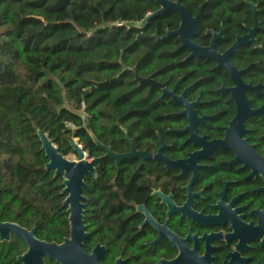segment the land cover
Returning <instances> with one entry per match:
<instances>
[{"label": "trees", "instance_id": "1", "mask_svg": "<svg viewBox=\"0 0 264 264\" xmlns=\"http://www.w3.org/2000/svg\"><path fill=\"white\" fill-rule=\"evenodd\" d=\"M166 1H180L192 17L202 7L193 41L206 47L211 37L205 33L222 30L215 46L220 53L254 26L243 0ZM247 1L257 9L260 48L242 47L230 61L239 70L258 64L257 81L264 82V0ZM158 10L153 0H0L1 222L35 229L47 243L69 237L62 179L45 170L36 130L63 157L73 154L69 143L75 139L89 157L101 155L87 130L114 153L128 149L121 128L130 139L156 142V132L164 135L161 106L170 103L139 84L133 69L142 79L153 76L168 88L177 84L204 102L220 103L223 93L211 95L230 86L228 77L212 63L189 59L177 37L163 39L179 27L175 12L151 18L142 29L129 26ZM105 166L113 169L99 166V177ZM25 250L14 238L0 243V264H20L16 259Z\"/></svg>", "mask_w": 264, "mask_h": 264}, {"label": "flooded vegetation", "instance_id": "2", "mask_svg": "<svg viewBox=\"0 0 264 264\" xmlns=\"http://www.w3.org/2000/svg\"><path fill=\"white\" fill-rule=\"evenodd\" d=\"M242 47L260 48L256 39L255 45H241L235 52ZM230 57L233 68L248 69L240 78L250 87L244 96L254 114L227 137L237 107L226 92L233 86L230 76L214 62L199 60L228 77L230 86L211 95L223 93L219 104L150 76L168 92L175 89L177 97L184 93L187 102H197L193 110L203 121L194 125L182 114L184 106L160 99L159 88L142 84L158 101L170 103L161 106L167 112L160 127L164 135L156 132V142L128 138L137 153L147 152L150 158L123 160L118 171L100 151L96 174L86 177L82 193L87 256L101 254L100 264H264V82L257 81L258 64L239 70ZM121 131L128 149L115 154H129L128 133ZM108 164L113 169L105 166L99 177V166Z\"/></svg>", "mask_w": 264, "mask_h": 264}, {"label": "water", "instance_id": "3", "mask_svg": "<svg viewBox=\"0 0 264 264\" xmlns=\"http://www.w3.org/2000/svg\"><path fill=\"white\" fill-rule=\"evenodd\" d=\"M159 7V10L146 17L143 21L136 25H129L135 29H142L147 22L156 16H159L165 12H175L180 19L179 27L174 32H166L163 39L169 37H177L180 42V49L186 50L189 53V59L208 60L217 65V69H223L232 80V88L227 89L226 92L230 94L232 100L237 107L236 117L232 120L229 128L226 129L225 136H229L231 131L241 128L244 118L254 114L250 110L249 103L247 102L244 92L250 87L245 86L241 80V75L248 71H238L233 68L229 63V57L234 53L241 45H255V34L259 30V22L256 18V7L249 3L247 0L243 2L250 8L253 18L254 26L252 29H247V34L243 37H237L235 43L230 49L220 54L215 49V44L222 38V30L218 34L214 32H206V36H210L211 42L208 47H200L193 41L198 36V21L201 15L202 7L199 8L197 14L192 17L188 10L181 4L180 1L175 3L168 2L166 0H153ZM135 76V80L139 84H144L150 89L157 87L162 91V98H170L174 103L184 106L185 115L191 125L197 122L203 121L198 119L195 115L193 107L197 105L195 103H189L184 98V93L181 97L176 96V90L168 92L164 85L157 84L152 81V78L142 79L136 75L135 70H132ZM255 90V89H250ZM88 135L92 143L104 153V157L115 163L116 170L118 171L119 165L123 160L140 158L143 162L145 159L150 158L147 152L137 153L132 145V142L128 139L132 146V151L129 154L118 155L111 152L109 147L102 145L93 134L87 130ZM36 135L41 144V151L44 153L47 159L45 165L46 171H52L53 177H61V195L65 197L62 207L66 209L69 224V238L65 239L62 243H47L40 241L36 238L35 229L27 230L21 228L17 224L7 223L0 221V243H10L12 238L19 240L25 245V252L22 253L16 260L20 264H100L101 254L87 256L83 252V243L86 238L84 232V202L85 198L82 193L87 189L85 179L88 175H95V169L100 164V158L88 160L87 155L83 152L75 142L69 143L72 152L76 156L75 161H68L65 157L61 156L57 149L51 144L47 136L39 130H36ZM160 151L156 159L160 158ZM161 161H163L161 159Z\"/></svg>", "mask_w": 264, "mask_h": 264}, {"label": "rangeland", "instance_id": "4", "mask_svg": "<svg viewBox=\"0 0 264 264\" xmlns=\"http://www.w3.org/2000/svg\"><path fill=\"white\" fill-rule=\"evenodd\" d=\"M79 115L83 117L82 113H79ZM72 141L75 142L81 148V146L78 144L76 139L72 140ZM65 159H67L68 161H75L76 160V156L74 154H70V155L66 156Z\"/></svg>", "mask_w": 264, "mask_h": 264}]
</instances>
